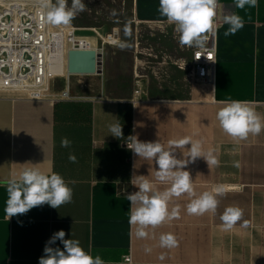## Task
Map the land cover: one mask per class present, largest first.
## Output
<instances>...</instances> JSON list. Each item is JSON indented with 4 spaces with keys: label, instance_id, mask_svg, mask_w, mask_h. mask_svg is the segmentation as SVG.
<instances>
[{
    "label": "crops",
    "instance_id": "0c3cea01",
    "mask_svg": "<svg viewBox=\"0 0 264 264\" xmlns=\"http://www.w3.org/2000/svg\"><path fill=\"white\" fill-rule=\"evenodd\" d=\"M218 1L221 23L223 15L236 13L244 27L229 37L224 36L228 25L218 28L211 82L185 77L182 65L168 60L164 51L139 53L108 46L115 48L112 51L104 45L101 83L93 77L75 79L71 85L78 87L67 97L59 95L63 86L58 94L41 98L0 95V264H39L46 242L60 230L65 239H78L107 264H125L126 255L132 264H264V131L236 142L216 120L220 101L226 99L251 102L264 117V0L244 9H237L234 0ZM158 8L159 0H132L137 23H166ZM119 39L126 44L123 36ZM190 62L191 58L189 66ZM131 77L134 84H129ZM121 109L131 114L132 126L131 131L124 129V139H117L110 135L109 125L119 122ZM129 135L143 142L159 140L165 148L170 140L191 137L219 161L218 166H208L200 157L186 165L196 196L173 197L168 207L176 216L148 228L147 239L137 238L128 223L126 196L138 191L131 177L145 175L161 191L170 185L155 180V162L127 149ZM65 137L72 142L70 148L61 147ZM187 148L190 144L177 149L176 157L187 160ZM70 152L76 156L74 163ZM24 163L40 164L74 182L69 183L72 202L58 209L45 204L8 220L5 185ZM216 185L224 187L216 212L189 215L191 199ZM229 206L241 208L243 215L225 230L220 217ZM166 233L176 236L177 247L159 246L160 235ZM51 246L63 249L60 241Z\"/></svg>",
    "mask_w": 264,
    "mask_h": 264
},
{
    "label": "clouds",
    "instance_id": "9594fccd",
    "mask_svg": "<svg viewBox=\"0 0 264 264\" xmlns=\"http://www.w3.org/2000/svg\"><path fill=\"white\" fill-rule=\"evenodd\" d=\"M42 9L46 10L48 23L55 26H68L76 18L79 12L86 9L84 0H38ZM257 0H234L237 9H244L246 6L255 7ZM220 7L218 0H159L158 11L161 17L166 19L168 25H173L179 35L178 43L181 47H194L205 49L206 33L215 25L217 8ZM228 25L224 32L225 37L235 35L244 27L243 18L231 13L222 16V24ZM127 34V29H125ZM123 43L120 47H124ZM207 58V57H206ZM200 57H197V60ZM208 59V58H207ZM209 60V59H208ZM215 62V61H214ZM135 106V105H134ZM216 120L224 134L231 137L233 141L240 142L248 140L249 136H258L264 131V117H261L251 102L242 100H222L216 112ZM110 135L117 139H124L122 124L118 121L109 125ZM126 147L140 159L153 161L158 166L154 172L156 181L161 184L170 185L164 190H158L155 183L145 175L133 173L130 183L138 191L127 194L130 201L128 223L135 227V235L140 239H147L148 228H156L165 221L176 216V210L169 212V202L173 197H179L187 193L195 197L194 186L190 173L185 169L189 162L197 158H204L210 165H219L212 151L204 153L202 142L192 140L191 137H184L179 140H170L168 148L158 141L143 142L136 135H129L126 138ZM72 142L68 138L61 139V147L70 148ZM188 149V159H178L177 149ZM69 160L76 162L74 153H69ZM24 163V167L13 172L6 182L7 200L5 214L7 219L18 215L27 214L31 209L47 204L58 209L62 205L72 202L73 189L69 183L58 173L42 169L40 164ZM239 167L238 162L233 163ZM224 194L223 185H216L212 191H206L198 197L191 199L187 205L189 215H204L207 212L215 213L218 206V196ZM243 210L239 207L229 206L221 215V221L225 230L232 227L241 219ZM66 233L63 230L55 232L46 242L43 255L39 258V264H107L100 255L93 256L86 251L78 239H65ZM60 241L63 249L52 247ZM161 248H175L178 240L171 233L161 234L159 237ZM150 252V248L145 249ZM125 264H132L131 256L122 257Z\"/></svg>",
    "mask_w": 264,
    "mask_h": 264
},
{
    "label": "built area",
    "instance_id": "2783aa9c",
    "mask_svg": "<svg viewBox=\"0 0 264 264\" xmlns=\"http://www.w3.org/2000/svg\"><path fill=\"white\" fill-rule=\"evenodd\" d=\"M218 12L219 7L215 25L206 33L205 49L192 50L189 77L193 82H211L213 79L216 33L222 24ZM152 25L164 30L167 23ZM116 28L105 36L116 40H103V45L120 46ZM74 36L73 31L66 33L63 25L48 23L46 10L40 7L38 0H0V88L26 89L31 98L43 97L49 80L64 68L68 52L72 49H90L73 39ZM68 44L71 47L67 49ZM103 50L97 52L102 54ZM198 56L200 59L197 60Z\"/></svg>",
    "mask_w": 264,
    "mask_h": 264
},
{
    "label": "rangeland",
    "instance_id": "374dc122",
    "mask_svg": "<svg viewBox=\"0 0 264 264\" xmlns=\"http://www.w3.org/2000/svg\"><path fill=\"white\" fill-rule=\"evenodd\" d=\"M86 4V9L83 12H79L76 18L72 21L73 26L75 27H94L97 28L103 35L99 36V40L103 42L107 33L113 32V28L117 27L118 36H123L126 44L124 47L118 48L126 49V50H137L147 51L150 50L152 52H161L164 51L168 53V60H176L179 62V65H182V74L185 77H188L190 73L189 61L191 58L192 50L194 47H181L178 43L179 35L175 32L173 25H166L164 30L158 29L157 26L153 27L152 24H141L137 23L134 20L132 13V0H84ZM69 6L71 5V0H68ZM127 29V34L125 32ZM155 33V36H153ZM122 43V42H121ZM105 46H112L109 44H105ZM106 50H115V48L108 47ZM157 60V59H156ZM152 64V63H150ZM130 64V68H131ZM134 66H132L133 68ZM131 68V69H132ZM80 77L81 80H90L95 78L96 81H103V74H77L56 78L49 80L48 85L49 88L45 92L46 95L58 94L61 96L63 85H55V82H64L68 81L71 85L74 84L78 79L79 82ZM93 77V78H92ZM190 79V77H189ZM135 79L132 80L130 78L129 84H134ZM47 85V87H48ZM76 88L78 85H74ZM71 85V91L74 87ZM123 88H131L136 85H121ZM188 87L190 85H187ZM57 89L61 91H56ZM52 90V92H50ZM55 96V95H54ZM62 97V96H61Z\"/></svg>",
    "mask_w": 264,
    "mask_h": 264
},
{
    "label": "bare ground",
    "instance_id": "6f19581e",
    "mask_svg": "<svg viewBox=\"0 0 264 264\" xmlns=\"http://www.w3.org/2000/svg\"><path fill=\"white\" fill-rule=\"evenodd\" d=\"M65 27V31L66 33H69L70 31H73L75 36L73 39H75L76 41H80L83 44V47H88L90 49H94V50H99L102 49L104 47L103 42H101L99 40V36H102L103 34L94 27H75V26H64ZM115 31L117 32V29H115ZM106 38V37H105ZM105 41H115L116 39H111V38H106L104 39ZM68 47H71V45H67V49ZM101 73L100 71L94 72V73H75V72H70L68 70V56L66 55L65 57V64H64V68L61 70V73L59 75H55L52 80L59 78V77H63L64 75H67L68 77L71 75H77V74H99ZM49 88L46 87V89ZM62 89V95L63 96H71L70 92H71V85L70 83L66 80L64 81V85ZM61 91V90H59ZM0 95H15V96H21V97H29V91L26 89H18V90H9V89H1L0 88ZM46 94H43V97H45Z\"/></svg>",
    "mask_w": 264,
    "mask_h": 264
},
{
    "label": "water",
    "instance_id": "95a60500",
    "mask_svg": "<svg viewBox=\"0 0 264 264\" xmlns=\"http://www.w3.org/2000/svg\"><path fill=\"white\" fill-rule=\"evenodd\" d=\"M102 54L94 49H72L68 52V70L94 73L101 70Z\"/></svg>",
    "mask_w": 264,
    "mask_h": 264
},
{
    "label": "trees",
    "instance_id": "16d2710c",
    "mask_svg": "<svg viewBox=\"0 0 264 264\" xmlns=\"http://www.w3.org/2000/svg\"><path fill=\"white\" fill-rule=\"evenodd\" d=\"M119 123L122 124V130L124 129L131 131L132 118L131 114L126 115V113L121 109L119 111Z\"/></svg>",
    "mask_w": 264,
    "mask_h": 264
}]
</instances>
